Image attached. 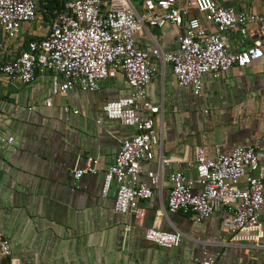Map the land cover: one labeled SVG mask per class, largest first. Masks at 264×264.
<instances>
[{
  "label": "crops",
  "instance_id": "obj_1",
  "mask_svg": "<svg viewBox=\"0 0 264 264\" xmlns=\"http://www.w3.org/2000/svg\"><path fill=\"white\" fill-rule=\"evenodd\" d=\"M64 1L57 7L51 0H35V19L22 23L13 39L0 29V66L28 40L45 34L38 32L39 11L43 22L48 19L46 28ZM129 1L143 17V0ZM216 1L264 16V0ZM185 2L177 0L179 6ZM120 5L119 0H102L103 9ZM188 14L207 25L203 12L192 8ZM182 32L181 26H143L136 37L139 43L174 50ZM263 32L264 21L250 24L239 48L262 38ZM237 38L231 39L233 47ZM154 64L146 98L162 105V112L154 114L160 143L153 148L154 159L143 164L141 179L147 181L146 171L156 170L160 155L171 161L163 167L160 187L138 201L139 217L113 210L115 185L104 194L103 173L78 180L71 175L89 156L98 157L105 169L121 140L134 133L103 112L107 101L130 94L123 74L103 79L95 92L73 86L46 105L51 71L38 70L32 83L23 84L0 70V240L6 238L11 250L10 256L1 255L0 264H192L204 254L215 256L216 264H264V206L257 228L235 233L228 229L230 216L223 206L200 221L192 212L166 209L168 174L183 170L195 177L198 147L214 156L256 144L264 167V57L245 67L233 66L218 78L206 75L200 96L190 86L177 85L169 64L157 59ZM64 106L78 113L65 112ZM3 136H13L14 141L2 142ZM147 227L180 232V244L165 248L147 240Z\"/></svg>",
  "mask_w": 264,
  "mask_h": 264
},
{
  "label": "built area",
  "instance_id": "obj_2",
  "mask_svg": "<svg viewBox=\"0 0 264 264\" xmlns=\"http://www.w3.org/2000/svg\"><path fill=\"white\" fill-rule=\"evenodd\" d=\"M119 1L122 5L103 9L102 0H65L45 34L28 40L0 70L23 84L32 83L38 70L51 71L46 105L52 103L53 96L73 86L95 92L103 79L123 74L131 87L130 94L107 101L103 112L108 119L133 128L134 133L121 140L105 169L99 166L98 157L89 156L83 166L71 170V175L78 180L85 174L103 173L104 194L115 185L113 210L139 217L142 208L138 201L151 197L160 187L163 167L171 161L160 155L156 170L146 171L147 181L141 179L143 164L154 159L153 148L160 143L154 114L162 112V105H153L146 98V87L156 70L155 59L171 66L177 85L190 86L194 95L200 96L206 75L218 78L233 66L245 67L264 57V32L262 38L239 48L248 38L249 25L263 22L264 16L237 11L216 0H186L183 6L177 0H143L145 12L141 17L129 0ZM192 8L205 14L207 25L188 14ZM35 17V0H0V29L10 39L16 37L22 23H30ZM165 25L183 28L174 50L138 42L136 34L143 26ZM234 35L238 36L235 47L231 41ZM63 110L78 113L69 106ZM1 141L10 144L14 138L3 136ZM258 147L241 145L214 156H207L204 148L198 147L195 177H188L183 170L168 174L171 186L167 211H189L200 221L223 206L230 216V232L257 228L264 206V167L259 162ZM144 237L170 248L180 244L182 234L147 227ZM0 254H11L6 238L0 240ZM192 264H216V259L204 254L194 258Z\"/></svg>",
  "mask_w": 264,
  "mask_h": 264
},
{
  "label": "rangeland",
  "instance_id": "obj_3",
  "mask_svg": "<svg viewBox=\"0 0 264 264\" xmlns=\"http://www.w3.org/2000/svg\"><path fill=\"white\" fill-rule=\"evenodd\" d=\"M40 10V9H39ZM42 12L41 11H39V16H38V18H40V19H38V32H44V30H45V32H46V30H47V27L45 28V26L44 25H47V22L46 21H48V19H46V21H44L43 22V20L41 19V17H42ZM46 15V18H49V14L48 13H45ZM44 15V14H43ZM0 258H1V254H0Z\"/></svg>",
  "mask_w": 264,
  "mask_h": 264
},
{
  "label": "trees",
  "instance_id": "obj_4",
  "mask_svg": "<svg viewBox=\"0 0 264 264\" xmlns=\"http://www.w3.org/2000/svg\"><path fill=\"white\" fill-rule=\"evenodd\" d=\"M59 2V0H51V3L52 4H57V7H58V3ZM53 7H56V5H53ZM63 7V3L61 4V5H59V9H61ZM47 8V11H48V7H46ZM3 264H5L4 262H3Z\"/></svg>",
  "mask_w": 264,
  "mask_h": 264
}]
</instances>
